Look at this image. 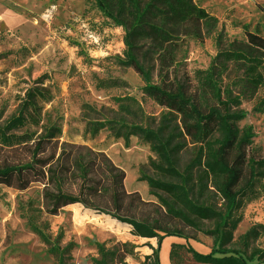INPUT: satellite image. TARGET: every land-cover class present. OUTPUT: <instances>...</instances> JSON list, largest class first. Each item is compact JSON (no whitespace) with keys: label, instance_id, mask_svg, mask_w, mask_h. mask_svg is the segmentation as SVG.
Masks as SVG:
<instances>
[{"label":"rangeland","instance_id":"1","mask_svg":"<svg viewBox=\"0 0 264 264\" xmlns=\"http://www.w3.org/2000/svg\"><path fill=\"white\" fill-rule=\"evenodd\" d=\"M193 3L205 9L210 18H192L175 29L169 43L146 39L140 41L139 48L140 57L152 69L155 84L174 91L177 80L200 99L198 71L207 70L219 52H249L245 27L264 37V0ZM124 37V30L104 17L94 0H0V127L17 115L28 91L38 88L43 94L37 101L38 123H31L23 131L33 134L35 141L53 133L52 147L71 144L105 154L126 176L124 187L131 196L125 200L122 214L177 236L166 237L159 232L161 238L137 237L129 225L81 205L68 206L57 216H48L42 211L44 185L34 183L25 191L0 187V264H56L46 246L26 226L22 213L28 210L48 225L53 239L62 234L63 246L76 245L73 264L101 261L99 246L110 253L108 264H154L156 249L161 264H202L187 251V246L200 254H209L215 248L214 237L206 233L215 229L214 222L203 221L192 227L171 217L161 201L168 197L153 192L140 180L141 176L158 178L151 166L157 156L148 142L134 137L127 149L109 131L96 137L87 131L89 124L119 118L155 129L169 117L183 134L180 170L201 153L202 145L195 143L193 124L184 117L183 110L166 101L144 100L141 77L118 64L117 58L125 49ZM242 77L243 71L230 64L225 84ZM262 95L260 90L254 99L242 100L241 109L247 117L239 126L251 128L256 134L248 153L264 159V116L253 112ZM127 98L139 104L131 115L119 110L118 100ZM127 103L131 102L122 104ZM29 148H0V165L30 161ZM202 175L201 168H196V184ZM257 194L252 201H242L238 213L242 221L232 242L224 247L237 252L246 264H264V231L260 229L256 238L247 235L255 226H264V180ZM202 196L204 202L222 209L223 201L212 182Z\"/></svg>","mask_w":264,"mask_h":264},{"label":"trees","instance_id":"2","mask_svg":"<svg viewBox=\"0 0 264 264\" xmlns=\"http://www.w3.org/2000/svg\"><path fill=\"white\" fill-rule=\"evenodd\" d=\"M104 17L110 19L125 32L122 57L117 62L124 68L133 69L144 82L143 98L166 101L183 110L184 117L193 124V139L202 145L201 153L183 171L179 168V156L184 149L183 134L175 120L165 117L157 128L128 122L119 118L107 122L89 124L92 137L102 131L111 132L115 140H122L128 149L131 139L142 137L151 145L157 156L151 162L158 178L141 176L154 192H162L168 200H162L168 214L189 226L199 222L215 223V229L206 232L214 237L215 248L209 254H200L187 246V251L202 264H246L239 254L224 248L232 242L234 233L242 221L238 214L242 201L254 200L264 180V159L248 153L256 134L251 128L241 129L239 123L247 113L241 109L242 100L254 99L260 90L263 95L257 100L253 112L264 116V37L244 28L249 52L222 51L213 59L211 66L198 71L197 91L192 94L186 84L177 81L174 91H167L153 82L152 69L140 57L139 43L142 40L169 43L173 34L192 18L206 21L210 18L205 9L194 5L193 0H94ZM234 64L243 71V77L225 84L229 65ZM238 89V92L235 90ZM43 98L41 90L30 89L27 98L16 116L0 127L2 150L26 149L30 147V161L11 165H0V187L27 190L32 184L44 185L43 209L48 216H57L65 207L81 205L86 209L110 215L112 219L129 225L137 237L158 238L159 232L166 237L177 236L146 221L122 214L125 200L131 195L125 191V173L118 169L105 154L78 145L53 144L51 133L43 139L34 140L26 129L38 123L37 101ZM120 100V99H119ZM119 110L126 115L135 112L138 102L132 98L120 100ZM130 104H122L123 102ZM139 108V107H136ZM32 145V146H28ZM201 168L203 175L196 184L194 171ZM203 179L207 183L204 184ZM223 201L222 209L204 202L202 193L209 191V183ZM244 184L242 185V183ZM1 197V196H0ZM109 208V209H108ZM22 213L26 226L46 246L56 264H73L76 245H62L63 236L53 239L48 225L38 214ZM264 231L257 225L248 232L256 238ZM101 261L108 264L110 253L99 246ZM154 264H161L159 251H153Z\"/></svg>","mask_w":264,"mask_h":264}]
</instances>
